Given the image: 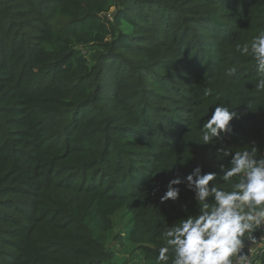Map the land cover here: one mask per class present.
Masks as SVG:
<instances>
[{"label": "trees", "instance_id": "obj_1", "mask_svg": "<svg viewBox=\"0 0 264 264\" xmlns=\"http://www.w3.org/2000/svg\"><path fill=\"white\" fill-rule=\"evenodd\" d=\"M260 31L264 0H0V264H158L199 209L183 185L161 205L167 181L218 170L216 104L238 113L224 147L264 156V90L236 51Z\"/></svg>", "mask_w": 264, "mask_h": 264}, {"label": "clouds", "instance_id": "obj_2", "mask_svg": "<svg viewBox=\"0 0 264 264\" xmlns=\"http://www.w3.org/2000/svg\"><path fill=\"white\" fill-rule=\"evenodd\" d=\"M236 51L255 61L259 78L254 87L264 90V31L249 43L238 44ZM236 71L231 68L229 75ZM204 94L211 95L212 89ZM237 116L235 110L218 103L201 127L203 145L220 144L215 148L219 154L217 171L231 190L210 183L217 179V171H204L200 164L186 175L173 173L167 181L159 197L161 205L179 200L183 185L193 194L199 209L198 215H188L165 229V243L156 257L158 264H168L170 259L171 264H254L252 245L258 240L255 233L264 229V156L258 157L256 147L235 152L224 147L222 133L231 130L230 122ZM225 157L228 167L222 162ZM233 178L237 179L233 182Z\"/></svg>", "mask_w": 264, "mask_h": 264}, {"label": "built area", "instance_id": "obj_3", "mask_svg": "<svg viewBox=\"0 0 264 264\" xmlns=\"http://www.w3.org/2000/svg\"><path fill=\"white\" fill-rule=\"evenodd\" d=\"M260 231H261V234L257 236L258 237L257 243L252 245V248L254 249V252L252 253L254 264H260V261L257 260L256 257L259 253H262L264 251V238H261V237H264V229Z\"/></svg>", "mask_w": 264, "mask_h": 264}]
</instances>
